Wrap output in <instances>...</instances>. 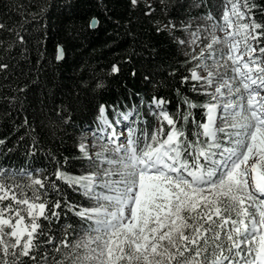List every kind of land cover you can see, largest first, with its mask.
<instances>
[{"label":"snow or ice","instance_id":"obj_1","mask_svg":"<svg viewBox=\"0 0 264 264\" xmlns=\"http://www.w3.org/2000/svg\"><path fill=\"white\" fill-rule=\"evenodd\" d=\"M219 9L195 28L165 25L188 34L173 37L188 49L181 83L204 102L185 97L171 113L170 101L153 97L148 114L158 126L126 134L115 125L138 113L113 121L100 105L101 150L79 146L94 172L0 168V264H264V4L220 0ZM8 68L0 61V72ZM61 183L92 206L62 204ZM50 191L60 198L50 201ZM65 208L80 228L68 225L73 239L65 231L57 242L51 225Z\"/></svg>","mask_w":264,"mask_h":264},{"label":"trees","instance_id":"obj_2","mask_svg":"<svg viewBox=\"0 0 264 264\" xmlns=\"http://www.w3.org/2000/svg\"><path fill=\"white\" fill-rule=\"evenodd\" d=\"M164 4L0 0V22L6 26L0 31V61L9 65L0 72V139L5 140L0 145V168L39 170L50 176L62 167L83 175L89 171L88 160L79 146L84 134L97 128L100 105L108 107L111 120L115 114L138 113L132 127L151 130L158 126L148 114L153 97L170 101L165 107L171 113L183 110L185 97L204 102L190 85L181 83V77L188 75L184 66L188 49L173 37L184 39L187 34L170 33L165 25L193 26L208 13L218 15L220 0H164ZM148 5L151 14L146 15ZM93 17L98 19L96 28L90 27ZM17 32L24 36L23 44ZM59 46L64 51L60 61L55 59ZM113 64L120 67L118 74H111ZM61 189L62 204L92 206L80 192L63 183ZM48 198L60 197L50 191ZM43 223L48 230V223ZM68 225L80 228L78 218L65 208L51 225L57 242L65 231L73 239Z\"/></svg>","mask_w":264,"mask_h":264},{"label":"rangeland","instance_id":"obj_3","mask_svg":"<svg viewBox=\"0 0 264 264\" xmlns=\"http://www.w3.org/2000/svg\"><path fill=\"white\" fill-rule=\"evenodd\" d=\"M202 20H203V18L199 19V21L195 22V24H193V28H195L198 24L202 23ZM185 34H187V33H185ZM197 51H198V49H197ZM114 117H113V121H115L117 119H120L119 114H115ZM131 120L132 119L130 118L129 121H121V123L116 124L115 125V130L117 131V133H119L121 131H124L125 134H126V126H132V121ZM100 135H103V134L99 132L98 127L95 130L88 131L87 133L84 134L82 144L87 145L89 154H91L93 156L95 155L96 152L101 150V144L103 142L102 141H98L96 139V136H100ZM87 167H88V170H89L88 172H94V171L97 170L93 165H91L89 160L87 161Z\"/></svg>","mask_w":264,"mask_h":264},{"label":"water","instance_id":"obj_4","mask_svg":"<svg viewBox=\"0 0 264 264\" xmlns=\"http://www.w3.org/2000/svg\"><path fill=\"white\" fill-rule=\"evenodd\" d=\"M93 21L97 22L95 27L92 26ZM97 26H98V19H97L96 17H93V18L91 19V21H90V27H91V28H96ZM59 48H62V47L59 46ZM62 49H63V48H62ZM63 52H64V51H63Z\"/></svg>","mask_w":264,"mask_h":264},{"label":"bare ground","instance_id":"obj_5","mask_svg":"<svg viewBox=\"0 0 264 264\" xmlns=\"http://www.w3.org/2000/svg\"><path fill=\"white\" fill-rule=\"evenodd\" d=\"M59 48V47H58ZM60 61V60H59ZM132 121V120H131Z\"/></svg>","mask_w":264,"mask_h":264}]
</instances>
